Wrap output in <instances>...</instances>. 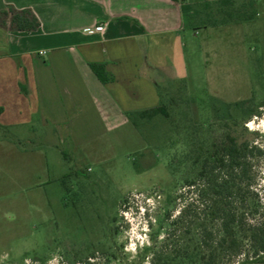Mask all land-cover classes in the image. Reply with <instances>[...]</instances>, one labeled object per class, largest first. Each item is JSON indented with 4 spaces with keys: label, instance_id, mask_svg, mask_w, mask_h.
I'll return each mask as SVG.
<instances>
[{
    "label": "rangeland",
    "instance_id": "obj_1",
    "mask_svg": "<svg viewBox=\"0 0 264 264\" xmlns=\"http://www.w3.org/2000/svg\"><path fill=\"white\" fill-rule=\"evenodd\" d=\"M237 6L252 15L238 32L183 33L187 73L159 84L169 117L77 150L51 136L40 144L51 179L42 186L29 175L38 154L0 145V264H199L190 256L209 198L182 182L194 179L199 154L243 129L262 151L253 188L264 203V0ZM237 261L264 264L219 251L217 264Z\"/></svg>",
    "mask_w": 264,
    "mask_h": 264
},
{
    "label": "crops",
    "instance_id": "obj_2",
    "mask_svg": "<svg viewBox=\"0 0 264 264\" xmlns=\"http://www.w3.org/2000/svg\"><path fill=\"white\" fill-rule=\"evenodd\" d=\"M181 2L1 0L39 23L34 31L0 28V145L39 155L29 173L37 186L51 181L41 143L54 136L77 150L129 128L126 113L158 106L159 84L186 75ZM99 24L102 32L84 33ZM90 64H103L110 81L101 83Z\"/></svg>",
    "mask_w": 264,
    "mask_h": 264
},
{
    "label": "trees",
    "instance_id": "obj_3",
    "mask_svg": "<svg viewBox=\"0 0 264 264\" xmlns=\"http://www.w3.org/2000/svg\"><path fill=\"white\" fill-rule=\"evenodd\" d=\"M238 2L239 0H183V29L197 31L251 20L252 15L240 9ZM38 26V20L30 11L6 7L0 0V28L34 31ZM89 67L101 83L110 81L103 64H90ZM21 90L26 93L22 86ZM157 116L169 117L162 99L156 107L126 113L127 121L135 129ZM249 134L243 129L239 139L227 135L221 145L213 144L206 155L199 154L195 164L199 163L200 167L194 179L182 182L188 189L200 187L199 196L209 198L206 209H210V218L206 216L195 253L190 256L195 263L217 264L219 251L224 248L233 257L242 256L244 260L253 263L264 261V203L253 188L256 184L253 162L261 157L262 151L250 143ZM68 176V173L63 174V185ZM220 178L223 182L218 184ZM65 191L69 192L70 189L66 187ZM237 230L240 232L239 236L235 233ZM220 233L222 235L219 236ZM237 264H240L239 261Z\"/></svg>",
    "mask_w": 264,
    "mask_h": 264
},
{
    "label": "built area",
    "instance_id": "obj_4",
    "mask_svg": "<svg viewBox=\"0 0 264 264\" xmlns=\"http://www.w3.org/2000/svg\"><path fill=\"white\" fill-rule=\"evenodd\" d=\"M187 1V0H185ZM84 33L90 34L92 32H102L103 31V26L102 25H97L94 28H86L83 30ZM40 54H44V52H40Z\"/></svg>",
    "mask_w": 264,
    "mask_h": 264
}]
</instances>
